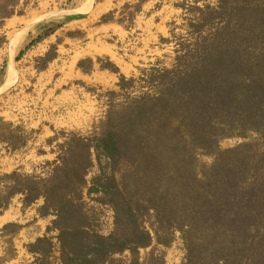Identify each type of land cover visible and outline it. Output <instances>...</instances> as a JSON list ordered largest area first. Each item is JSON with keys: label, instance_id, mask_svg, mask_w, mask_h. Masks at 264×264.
<instances>
[{"label": "trees", "instance_id": "trees-1", "mask_svg": "<svg viewBox=\"0 0 264 264\" xmlns=\"http://www.w3.org/2000/svg\"><path fill=\"white\" fill-rule=\"evenodd\" d=\"M4 1L0 18L18 0ZM192 9L172 64L145 72L146 92L120 103L106 92L111 100L92 135L68 133L44 173L0 175V214L20 195L22 206L42 200L37 214L53 217L46 230L56 232L57 264H109L124 252L138 264L140 249L168 247L176 235L181 264H264V0ZM53 55L38 58L36 69ZM138 81L119 75L118 92ZM228 137L252 138L219 150ZM197 153L212 162L200 165ZM88 202L111 211L107 234L93 225ZM20 227L8 223L1 233ZM52 248L45 236L25 245L32 264H53Z\"/></svg>", "mask_w": 264, "mask_h": 264}, {"label": "crops", "instance_id": "crops-1", "mask_svg": "<svg viewBox=\"0 0 264 264\" xmlns=\"http://www.w3.org/2000/svg\"><path fill=\"white\" fill-rule=\"evenodd\" d=\"M189 1L18 0L14 14L0 18V175L47 169L59 153L57 131L81 126L72 114L93 104L95 92L116 89L119 75L136 78L165 64L171 27ZM50 49L53 57L37 70L36 60ZM85 60L91 62L87 69L78 66ZM105 62L117 72L102 68ZM41 204L22 206L21 196H14L0 214V233L8 223L20 225L19 233L33 220L42 223L35 239L54 234L46 230L53 217L36 212Z\"/></svg>", "mask_w": 264, "mask_h": 264}, {"label": "rangeland", "instance_id": "rangeland-1", "mask_svg": "<svg viewBox=\"0 0 264 264\" xmlns=\"http://www.w3.org/2000/svg\"><path fill=\"white\" fill-rule=\"evenodd\" d=\"M215 0H190L188 3H182L181 7L184 10V17L182 20L177 21L178 23L171 27V31L173 33L171 43H172V54L170 58L165 62V64H161L157 66L158 68L169 67L172 64L174 51L177 50L179 44L183 45L185 41L179 42L182 36H185V29L187 25V19L191 18L194 12L192 9L195 6H203V4L213 5ZM8 4V1H4L0 3L1 6ZM192 7V8H191ZM17 13H21L22 10H16ZM50 26V25H49ZM48 26V27H49ZM47 28V27H45ZM104 64V63H103ZM40 65V63H38ZM37 65V66H38ZM88 64L83 65L84 69L88 68ZM148 71V70H146ZM140 71L137 77L143 79V81H138L132 89H128L126 92H118V88L114 90H99L94 93L95 99L94 103H88L83 106L80 111H76L72 114V119L78 121L81 124L78 128H74L72 130L63 131L59 130L56 133V137L60 139V144L65 141L67 138L66 135L68 133H76L82 137L89 138L94 129L96 128L97 124L102 120L109 101L111 100L110 96L106 95L108 91H116L118 94L114 97L115 103H120L124 101V99L138 93L146 92L147 87L144 83L145 72ZM129 78V77H128ZM94 92V91H93ZM113 101V100H112ZM55 138V137H54ZM252 137L247 138H240V137H228L222 138L218 141V149L224 150L227 148L234 147L238 144L247 142ZM59 150V149H58ZM213 160L212 155H204L197 153V161L200 165H209ZM95 167L90 169L88 174V178L94 173ZM44 169H36L34 172H22L26 174H42L44 173ZM87 202V199H85ZM87 207L93 213V220L92 223L95 228L101 232L102 234H107L112 228V213L111 211L104 206H99L93 202H88ZM42 223H37L33 220L27 221L24 225H22L21 231L18 233H14V228H8L6 233H0V264H6L4 262H8L7 264H32L34 261L33 258L29 257L28 255L22 254V250L24 249L25 245L33 242L35 240L36 235L39 234L41 229ZM56 232L48 233L46 237L50 238L51 243L53 244V248L50 252L49 260L53 264H57V257H58V245L55 240ZM23 246V247H20ZM184 256V249L181 240L176 235L173 242L168 247H163L160 245L152 244L147 248L140 249L137 254V263L138 264H181L182 259ZM15 261H11V260ZM130 260V255L127 252H124L119 255H114L111 259L109 264H128Z\"/></svg>", "mask_w": 264, "mask_h": 264}]
</instances>
